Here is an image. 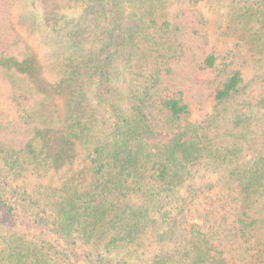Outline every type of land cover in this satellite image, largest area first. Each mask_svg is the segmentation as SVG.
<instances>
[{
    "label": "trees",
    "instance_id": "trees-1",
    "mask_svg": "<svg viewBox=\"0 0 264 264\" xmlns=\"http://www.w3.org/2000/svg\"><path fill=\"white\" fill-rule=\"evenodd\" d=\"M19 1L0 0V264H264V0H224L222 39L211 0H100L64 106ZM29 1L56 30L77 0Z\"/></svg>",
    "mask_w": 264,
    "mask_h": 264
},
{
    "label": "rangeland",
    "instance_id": "rangeland-1",
    "mask_svg": "<svg viewBox=\"0 0 264 264\" xmlns=\"http://www.w3.org/2000/svg\"><path fill=\"white\" fill-rule=\"evenodd\" d=\"M99 1L77 0L64 11L56 30L44 27L40 10L34 8L29 0H20L13 10L16 27L32 48L39 83L53 93L60 105L64 106L71 99L70 81L76 76L75 68L98 51V27L102 26L97 20L102 5ZM201 9L211 20L216 39L240 38L239 30L230 29V10L224 0L203 3ZM262 52L264 54V50ZM200 116L201 113L195 111L193 119Z\"/></svg>",
    "mask_w": 264,
    "mask_h": 264
}]
</instances>
